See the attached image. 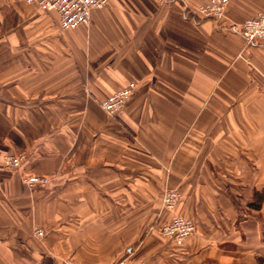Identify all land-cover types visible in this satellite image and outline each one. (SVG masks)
Listing matches in <instances>:
<instances>
[{
  "label": "crops",
  "instance_id": "1",
  "mask_svg": "<svg viewBox=\"0 0 264 264\" xmlns=\"http://www.w3.org/2000/svg\"><path fill=\"white\" fill-rule=\"evenodd\" d=\"M207 1L108 0L63 29L56 11L0 0V264L264 261V44L238 29L264 0H230L219 21L194 13ZM164 188L196 224L180 246L148 214L132 224Z\"/></svg>",
  "mask_w": 264,
  "mask_h": 264
},
{
  "label": "built area",
  "instance_id": "2",
  "mask_svg": "<svg viewBox=\"0 0 264 264\" xmlns=\"http://www.w3.org/2000/svg\"><path fill=\"white\" fill-rule=\"evenodd\" d=\"M26 3H35L44 11H56L59 15L60 26L63 29L75 28L89 20L93 8H102L108 0H17ZM230 0H208L196 6L194 13L203 19L219 21L223 18ZM238 29L245 39L246 43L264 44V11L255 16L245 19ZM136 83L130 82L127 86L115 91L101 101V106L106 112L115 115L119 112L127 100L133 95L136 89ZM264 94V85L261 87ZM27 159L25 153L5 154L2 164L7 169L18 170ZM23 181L33 188L38 185H44L50 182V178L45 175L28 174L23 177ZM182 193L177 189H168L165 191L162 199L163 209L170 212L169 216L158 227V231L164 236L170 237L177 245H183L185 240L190 237L196 229L195 221L183 214L174 212ZM36 235L42 237L44 229L35 228ZM62 264H77L76 261L67 257L63 259ZM109 264H127L126 258L113 261Z\"/></svg>",
  "mask_w": 264,
  "mask_h": 264
},
{
  "label": "rangeland",
  "instance_id": "3",
  "mask_svg": "<svg viewBox=\"0 0 264 264\" xmlns=\"http://www.w3.org/2000/svg\"><path fill=\"white\" fill-rule=\"evenodd\" d=\"M166 190H168V189L167 188L163 189V195H164ZM163 195H162V199H163ZM143 213L148 214L149 217L151 216L153 218V219L151 218L150 220L144 221V223H143V227H145L147 229V231H149V232L153 231V230L159 232L158 231L159 225L161 223H163L169 216H171V215H169L170 212H167L163 209L162 200H161V203H159V204H157V202H153V203H151L149 205H145V206L144 205H137V209H135L133 211V215L138 214L139 218L133 219L132 224L141 222V220H140L141 216L139 214H143ZM44 234H45V231H44Z\"/></svg>",
  "mask_w": 264,
  "mask_h": 264
},
{
  "label": "trees",
  "instance_id": "4",
  "mask_svg": "<svg viewBox=\"0 0 264 264\" xmlns=\"http://www.w3.org/2000/svg\"><path fill=\"white\" fill-rule=\"evenodd\" d=\"M261 264H264V261L263 260L261 261Z\"/></svg>",
  "mask_w": 264,
  "mask_h": 264
}]
</instances>
